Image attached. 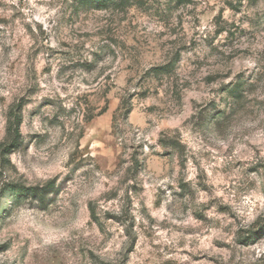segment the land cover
Returning <instances> with one entry per match:
<instances>
[{"label":"clouds","instance_id":"9594fccd","mask_svg":"<svg viewBox=\"0 0 264 264\" xmlns=\"http://www.w3.org/2000/svg\"><path fill=\"white\" fill-rule=\"evenodd\" d=\"M177 261L264 264V0H0V264Z\"/></svg>","mask_w":264,"mask_h":264},{"label":"rangeland","instance_id":"374dc122","mask_svg":"<svg viewBox=\"0 0 264 264\" xmlns=\"http://www.w3.org/2000/svg\"><path fill=\"white\" fill-rule=\"evenodd\" d=\"M98 123H99L100 126H104V124H105L106 122H105L104 120H101V121H99ZM153 207L158 209V207H159V203H158V202H155L154 205H153ZM152 223H153V225H155V218H153ZM160 224H161L160 231H161V232L166 231V229L163 227V225L165 224V221H164L163 219H161ZM186 234H187V235H191V233H186ZM145 235L150 239V234H147V233H146ZM184 251H185V254H187V255H192L191 253L188 252L187 249H185ZM196 258H198V257L193 256V259H196ZM174 264H179V262H178V261H177V262H174ZM185 264H186V262H185Z\"/></svg>","mask_w":264,"mask_h":264}]
</instances>
